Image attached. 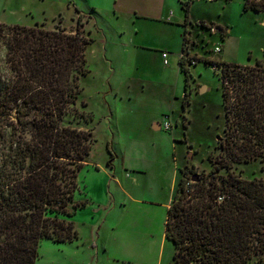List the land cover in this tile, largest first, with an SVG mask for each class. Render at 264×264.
<instances>
[{"label":"trees","instance_id":"16d2710c","mask_svg":"<svg viewBox=\"0 0 264 264\" xmlns=\"http://www.w3.org/2000/svg\"><path fill=\"white\" fill-rule=\"evenodd\" d=\"M180 1L186 55L191 4ZM243 10L264 12V0H245ZM82 20L75 31L0 23V264H36L42 241L80 238L73 218L90 205L78 199L79 178L94 140L65 119H88L78 104L92 44ZM184 55L183 109L192 79ZM204 62L221 70L224 134L209 172L195 165L182 172L165 235L175 246L174 264H264V179L233 172L238 164L264 163V65Z\"/></svg>","mask_w":264,"mask_h":264},{"label":"rangeland","instance_id":"374dc122","mask_svg":"<svg viewBox=\"0 0 264 264\" xmlns=\"http://www.w3.org/2000/svg\"><path fill=\"white\" fill-rule=\"evenodd\" d=\"M176 1L186 23L183 6ZM244 4L245 0H194L191 4L188 53L182 54L192 74L191 97L183 109V72L176 84L171 72L163 73L166 63L174 68L169 70H177V54L183 51V40L178 48L177 36L169 25L140 23L137 35L130 19H118L114 14L112 0H0V23L27 27L43 23L46 29L59 24L75 31L82 15L92 39L86 52L89 74L81 80L78 101L88 119H65L66 124L92 131L94 147L80 173L78 195L79 200H89L92 208L76 214L78 241L73 245L42 241L36 264H96L90 250L96 231L88 225L98 221L93 217L97 211L102 216L110 214L109 221L118 223L130 211L132 224L138 228L148 225L161 237L167 203L176 193L182 172L192 165L199 173L209 172L211 157H217L218 138L224 134L221 70L204 60L241 66H253L260 60L264 65V12H245ZM204 22L207 28L200 26ZM185 23L181 28L184 32ZM143 33L152 36L150 40L162 47L161 54L170 56V62L162 61L155 51L135 48ZM147 68L152 71L151 82L143 85L138 78L147 75ZM162 77L165 82L159 81ZM164 112L167 115L162 122L172 126L157 130L154 120ZM112 157L115 169L108 166ZM233 172L246 180L264 179V163L238 164ZM126 192L152 199L148 201L151 205L127 203ZM143 210L153 212L154 218L142 217Z\"/></svg>","mask_w":264,"mask_h":264},{"label":"crops","instance_id":"0c3cea01","mask_svg":"<svg viewBox=\"0 0 264 264\" xmlns=\"http://www.w3.org/2000/svg\"><path fill=\"white\" fill-rule=\"evenodd\" d=\"M112 2L114 4V14L118 16V19H120L121 17L130 19L132 27H134L135 30L138 31L136 32L137 35H139L138 27L140 23L160 24L165 26L169 25L173 28L172 31H174L175 35L177 36L178 48H180V43L185 38V32L181 29L183 28L182 24L185 23V18L184 15L177 9L178 3L176 0H112ZM151 37V35L143 33V35L141 36L142 42L136 44L135 48H137V50L139 51L140 49L141 51L152 50L157 53L156 55L160 56V49L162 47L159 48L156 45V42L151 41ZM133 45L135 44L133 43ZM163 54L164 53L161 54L160 59L164 62H166L167 60L168 62H170V56L167 55V57L164 58ZM182 54L183 51L177 54V63L175 64V68H177V70H169L172 67L167 63L165 64L166 66H164L163 70V73H172L175 84L176 80L179 79L182 72L179 63ZM147 69V75L138 78V81H140L143 85H148V83L151 82L149 79L151 77L152 71H150L149 68ZM159 81L165 82L163 77L159 78ZM170 85L171 83L169 84V86ZM184 97L185 96L182 95V97L180 98L182 102L184 100ZM165 114L167 115V112H164L160 119L156 118L154 120L155 129H163L162 119ZM112 164L113 168L111 169H115V162ZM96 170L99 171L97 168ZM116 180L119 182L118 179ZM125 198L127 203H141L138 205L147 204L146 202L152 200L133 197L131 193L127 192ZM171 202L172 197H170L167 203V207L170 206ZM107 203L108 202H106V204ZM148 204H150V202H148ZM89 208H92L91 202L90 205L84 209L86 210ZM142 213V217L148 216L150 219L151 217L154 218L155 216L153 212L143 210ZM102 215L103 214H101V212L97 211V213L93 217L96 216L98 221L92 222L90 223V225H88L92 228L93 232L96 231V236L94 235V238L92 239V241H90V250L93 254L92 258L96 259V264H174L173 259L175 246L173 245V242L169 241L166 238V225H164L165 227H163L161 237H156L155 234L149 230L147 224V226L141 225L140 228L136 227L135 224H132V222L130 221L132 217L130 211H126L124 213V220L122 223H118L117 220L116 222L115 220L109 221L110 214H106L105 216ZM75 217L76 215L74 216L73 220L75 219ZM104 217L105 219L103 220ZM166 221L167 217L164 223H166ZM76 241L78 240H75L72 243L66 242L65 244L73 245L74 243H76Z\"/></svg>","mask_w":264,"mask_h":264},{"label":"built area","instance_id":"2783aa9c","mask_svg":"<svg viewBox=\"0 0 264 264\" xmlns=\"http://www.w3.org/2000/svg\"><path fill=\"white\" fill-rule=\"evenodd\" d=\"M185 3H187V4H192L193 2H194V0H183ZM216 52L217 53H220L221 52V49L220 48H217L216 49ZM163 57L164 58H166L167 57V54L166 53H164L163 54ZM171 124L170 123H168V122H164L163 123V128H165L166 130H169L170 128H171Z\"/></svg>","mask_w":264,"mask_h":264},{"label":"water","instance_id":"95a60500","mask_svg":"<svg viewBox=\"0 0 264 264\" xmlns=\"http://www.w3.org/2000/svg\"><path fill=\"white\" fill-rule=\"evenodd\" d=\"M214 30H216V31H217V30H218V28L215 26V27H214Z\"/></svg>","mask_w":264,"mask_h":264},{"label":"bare ground","instance_id":"6f19581e","mask_svg":"<svg viewBox=\"0 0 264 264\" xmlns=\"http://www.w3.org/2000/svg\"><path fill=\"white\" fill-rule=\"evenodd\" d=\"M205 88L202 89V91L204 90Z\"/></svg>","mask_w":264,"mask_h":264}]
</instances>
